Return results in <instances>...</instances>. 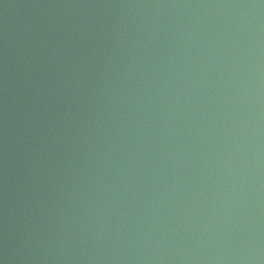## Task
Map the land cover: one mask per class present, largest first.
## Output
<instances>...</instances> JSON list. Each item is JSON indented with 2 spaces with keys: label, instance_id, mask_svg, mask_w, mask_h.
<instances>
[{
  "label": "water",
  "instance_id": "95a60500",
  "mask_svg": "<svg viewBox=\"0 0 264 264\" xmlns=\"http://www.w3.org/2000/svg\"><path fill=\"white\" fill-rule=\"evenodd\" d=\"M0 264H264V0H0Z\"/></svg>",
  "mask_w": 264,
  "mask_h": 264
}]
</instances>
